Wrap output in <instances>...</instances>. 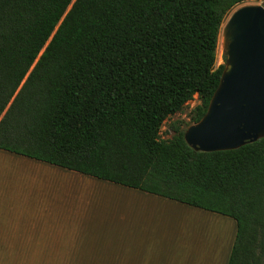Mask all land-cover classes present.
I'll return each mask as SVG.
<instances>
[{
	"label": "trees",
	"instance_id": "16d2710c",
	"mask_svg": "<svg viewBox=\"0 0 264 264\" xmlns=\"http://www.w3.org/2000/svg\"><path fill=\"white\" fill-rule=\"evenodd\" d=\"M264 0H0V150L236 221L228 264H264V138L196 152L224 17ZM226 61V60H225Z\"/></svg>",
	"mask_w": 264,
	"mask_h": 264
},
{
	"label": "crops",
	"instance_id": "0c3cea01",
	"mask_svg": "<svg viewBox=\"0 0 264 264\" xmlns=\"http://www.w3.org/2000/svg\"><path fill=\"white\" fill-rule=\"evenodd\" d=\"M0 160L14 163L19 167H22L23 163L32 165L37 172H41L47 179L50 177L52 181L55 180L54 177L59 179L63 177L65 178L63 180L91 187L116 190L136 197L142 204L148 206L153 204L160 208L159 211L127 210L109 212L110 214L106 215L93 210L58 212L55 211L53 199L49 202L48 199L43 201L37 198L43 209L29 214L17 212L16 205L22 202L0 195V257L4 258V262H7L6 256L9 253L10 257L21 262L22 252L26 251L31 252L33 257L31 264H43L39 263L43 260H46L47 264H174L165 249L174 250V247L169 248L170 246L162 242L157 234L161 228H165L164 220L170 215L173 216V213H166L171 210L189 216L188 218L194 217L199 221L207 222V228L208 224L212 223L218 228V232L222 227L227 230L216 246L210 244L205 235L193 248L192 256L188 254L192 248L188 242L184 239L179 240L175 243L179 257L183 255V258L192 257L194 260L178 261V264H228L229 262L237 233L236 221L232 218L4 150H0ZM7 209H10V212H7ZM97 220L100 227L103 225L99 234L93 229ZM178 225L182 231L180 235H184L183 231L187 230L182 227L186 225L182 221ZM95 232L96 236H94ZM181 249L187 251L184 253ZM43 253H47L46 258H38L43 256Z\"/></svg>",
	"mask_w": 264,
	"mask_h": 264
},
{
	"label": "rangeland",
	"instance_id": "374dc122",
	"mask_svg": "<svg viewBox=\"0 0 264 264\" xmlns=\"http://www.w3.org/2000/svg\"><path fill=\"white\" fill-rule=\"evenodd\" d=\"M247 5H264V1L260 2H245L235 8H233L225 17L220 29V51L216 50V67L225 64L226 56L223 48V38L222 32L228 22L231 15L239 8ZM218 40V41H219ZM218 49V46H217ZM200 104L198 96H195L194 100L188 102L186 107L181 113H178L170 117L165 121L162 130L161 137L163 139H170L173 135L171 125L175 122H180L183 129L189 128L191 112L192 110ZM55 180L47 179L45 175L41 172H37L36 169L29 164H24L22 167L15 165L11 162H5L0 160V195L6 196L7 198L16 201L22 202L16 205L17 212L22 211L23 213L32 214L33 212L41 211L43 205L38 203L37 198L45 201L46 199L54 200L55 211H96L100 212L103 215L117 212H123L127 210H144V211H159V206H154L145 203H141L136 197L130 196L123 192H117L116 190L101 188L98 186H89L86 184L75 183L67 180L55 178ZM106 187V186H104ZM7 199V201H9ZM62 201V202H61ZM171 210V209H170ZM7 212H10V209H7ZM166 213H173V216L170 215L164 220V227L157 232L158 236L161 237L162 242H166L167 246L171 248L174 247V250L167 249V253L170 257V261H173L174 264H178V261H184L190 258H183V255L179 257L178 248H175V243H178L179 240H186L188 245L191 246V250L188 253L192 256V250L197 246V244L207 236L209 243L216 246L221 240V236L227 231L222 227V230L218 232V228H215L214 224H208L207 222L199 221L196 218H188L186 215L183 216L177 211H166ZM189 219V220H188ZM182 223L186 226L182 227L184 230V235L181 228L179 229V223ZM179 222V223H178ZM206 223V224H204ZM204 225V226H203ZM203 226V227H202ZM103 227V225L101 226ZM99 226L98 220L93 228L95 231H98V234L102 230ZM188 232V233H187ZM97 234V235H98ZM180 235V236H179ZM96 236V232L94 233ZM184 253L187 251L181 249ZM41 253V252H39ZM183 253V254H184ZM10 254V253H9ZM6 256L8 258L7 262H4V258L0 257V264H31L33 258L31 252H22V261H16L12 257ZM19 254V252H17ZM47 253H43V256L38 258L45 259ZM2 256V254H1ZM35 258V257H34ZM194 260V259H193ZM43 264H47L46 260H43Z\"/></svg>",
	"mask_w": 264,
	"mask_h": 264
},
{
	"label": "water",
	"instance_id": "95a60500",
	"mask_svg": "<svg viewBox=\"0 0 264 264\" xmlns=\"http://www.w3.org/2000/svg\"><path fill=\"white\" fill-rule=\"evenodd\" d=\"M222 38L220 84L204 117L184 134L196 152L237 150L264 138V5L237 9Z\"/></svg>",
	"mask_w": 264,
	"mask_h": 264
},
{
	"label": "bare ground",
	"instance_id": "6f19581e",
	"mask_svg": "<svg viewBox=\"0 0 264 264\" xmlns=\"http://www.w3.org/2000/svg\"><path fill=\"white\" fill-rule=\"evenodd\" d=\"M220 41H221V40L218 41V49H217L218 52L221 50V49H220V44H221Z\"/></svg>",
	"mask_w": 264,
	"mask_h": 264
}]
</instances>
